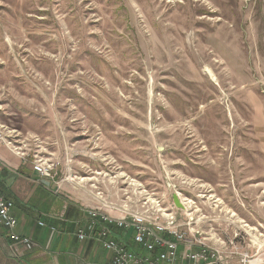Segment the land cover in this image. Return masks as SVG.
I'll list each match as a JSON object with an SVG mask.
<instances>
[{
    "label": "rangeland",
    "instance_id": "obj_1",
    "mask_svg": "<svg viewBox=\"0 0 264 264\" xmlns=\"http://www.w3.org/2000/svg\"><path fill=\"white\" fill-rule=\"evenodd\" d=\"M2 124L94 196L178 193L179 220L254 236L264 0H0Z\"/></svg>",
    "mask_w": 264,
    "mask_h": 264
},
{
    "label": "built area",
    "instance_id": "obj_2",
    "mask_svg": "<svg viewBox=\"0 0 264 264\" xmlns=\"http://www.w3.org/2000/svg\"><path fill=\"white\" fill-rule=\"evenodd\" d=\"M17 135L19 134H15V139ZM2 145L7 147L3 135L0 136V146ZM18 148L19 156L27 158L28 149H22L20 144ZM58 166L59 162L46 160L41 154L32 155V169L45 179H55ZM122 195L121 201L116 204L105 199L102 192H96L97 204L86 210L87 222L75 232L80 241L95 239L105 252H110L108 260L100 264H228L231 254L240 257V264H264L261 256L264 254L262 226V230H255V227L250 230L255 232L254 236L247 231L243 235L241 232L234 233L235 241L246 240L248 250L231 251L224 247L226 241L219 235L213 237L211 243L204 238L200 222L205 215L201 214L194 220L190 217L191 214L184 213L186 218L179 220L175 204H167L163 198L162 202H155V208L148 209V202L153 200L145 190L133 194L127 189ZM203 197L205 196H196L198 199ZM182 200L184 209L194 206L193 209L199 210L195 200L184 195ZM14 206L11 199L0 194V232H6L13 241L31 248L34 244L28 237L13 232L18 224L12 212ZM39 224L43 225L41 222ZM113 230L129 232L139 249H131L124 238L114 236ZM213 231L218 233L214 229ZM229 243L234 244L232 240ZM251 250L254 253L251 254Z\"/></svg>",
    "mask_w": 264,
    "mask_h": 264
},
{
    "label": "crops",
    "instance_id": "obj_3",
    "mask_svg": "<svg viewBox=\"0 0 264 264\" xmlns=\"http://www.w3.org/2000/svg\"><path fill=\"white\" fill-rule=\"evenodd\" d=\"M16 139L22 146L29 145L27 153L34 149L32 140L27 143L29 140H22L19 135ZM94 192L92 188L76 184L70 175L60 178L58 169L55 179H45L32 169L31 160L21 158L4 145L0 146V194L11 199L15 205L12 212L18 224L13 232L28 237L34 244L26 248L1 231L0 264H100L108 260L110 252H105L95 239L80 241L75 233L78 227L87 222L86 210L97 204ZM130 192L134 194V191ZM122 194L123 191L114 192L105 199L119 204ZM177 209L178 215L184 207ZM204 222L201 223L204 225ZM259 225L264 228L262 223ZM200 228L208 243L216 235L221 236L213 232L215 228L211 229L212 226L210 230ZM113 231L114 236L124 238L131 249H139L129 232ZM233 234L228 232L225 239L222 238L226 241L224 247L238 252L248 250L246 240L235 241ZM231 240L233 245L229 243ZM261 256L264 258V254ZM228 261V264H240V257L231 254Z\"/></svg>",
    "mask_w": 264,
    "mask_h": 264
},
{
    "label": "bare ground",
    "instance_id": "obj_4",
    "mask_svg": "<svg viewBox=\"0 0 264 264\" xmlns=\"http://www.w3.org/2000/svg\"><path fill=\"white\" fill-rule=\"evenodd\" d=\"M9 129L3 124L0 125V136H2V135L4 136L5 144H6L7 147H9L11 149V152H13L16 155H19V148H18L19 147V140L15 139V133L12 132V130H9ZM30 141L31 140L27 141V143H30ZM33 142L35 144L36 140L33 139ZM20 146L22 147V149H29V145L24 144L22 146V144H20ZM128 186L131 187L130 185H128ZM138 193H141V191H139ZM146 193L149 194L147 191H146ZM176 194L178 195L179 200L183 201L182 200V196H180L178 193H176ZM149 195L151 196V194H149ZM151 198H152L153 201L148 202V209L155 208V202H162L161 199H158V198H156L154 196H151Z\"/></svg>",
    "mask_w": 264,
    "mask_h": 264
},
{
    "label": "water",
    "instance_id": "obj_5",
    "mask_svg": "<svg viewBox=\"0 0 264 264\" xmlns=\"http://www.w3.org/2000/svg\"><path fill=\"white\" fill-rule=\"evenodd\" d=\"M172 200H173V202H174V204H175V206L177 207V208H183L184 206H183V204H182V202H181V200H179V198H178V196H177V194H173L172 195Z\"/></svg>",
    "mask_w": 264,
    "mask_h": 264
}]
</instances>
